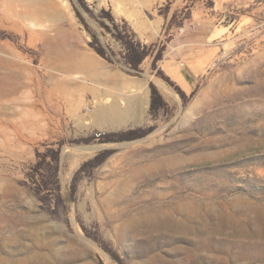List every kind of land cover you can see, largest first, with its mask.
<instances>
[{
  "label": "rangeland",
  "instance_id": "1",
  "mask_svg": "<svg viewBox=\"0 0 264 264\" xmlns=\"http://www.w3.org/2000/svg\"><path fill=\"white\" fill-rule=\"evenodd\" d=\"M86 1L116 18L137 14L135 25L127 22L139 39L164 43L159 66L186 94L195 91L183 104L148 56L138 75L155 81L167 113L107 128L86 108L93 97L68 73L67 45L90 39L72 0H0V32L9 34L0 38V264H264V0ZM221 26L228 29L208 39ZM99 37L119 50L109 34ZM190 61L201 68L186 90L179 73ZM151 125L130 141L70 143ZM58 141L63 196L84 160L113 151L77 179L66 214L53 217L25 172L36 148ZM90 145L99 147L73 148Z\"/></svg>",
  "mask_w": 264,
  "mask_h": 264
},
{
  "label": "trees",
  "instance_id": "2",
  "mask_svg": "<svg viewBox=\"0 0 264 264\" xmlns=\"http://www.w3.org/2000/svg\"><path fill=\"white\" fill-rule=\"evenodd\" d=\"M72 4L76 17L90 36L87 44L96 54L109 62L119 63L120 66L131 75H138L141 72L140 66L143 60L150 56L151 71L179 95L183 104L188 101L195 90L193 89L189 94H186L179 84H177V82L158 64L162 59L164 43L158 45L155 42L150 44L142 42L127 20L123 17L116 18L110 8L100 7L97 12H94L86 0H72ZM83 12H85L88 18L93 20L100 28L99 32L90 25ZM189 14V8L186 7L182 19L188 18ZM177 16V11H173L166 24V30L172 26ZM99 34L103 36L109 34L111 38L119 44V50L116 51L109 47L108 44H104ZM8 35L9 34L5 32H0V38H4ZM149 89V113L151 115H156L160 110L167 113L169 105L152 81H149ZM153 128L154 127L151 125L147 127L127 128L119 131L96 132L85 137L73 139L70 143L88 144L93 141L100 143L130 141L145 136ZM63 143L62 141H58L55 145L43 143L41 145L42 149L36 148L35 161L25 172L28 187L40 202V206L53 217H60L62 214H66L68 203L74 200L77 179L82 174L90 172L93 168L101 164L113 151L112 148H105L97 151L93 156L84 160L74 172L66 196H63L59 181V172L62 167L60 150ZM83 230L113 261L121 262L119 255L97 234L88 231L85 227H83Z\"/></svg>",
  "mask_w": 264,
  "mask_h": 264
},
{
  "label": "crops",
  "instance_id": "3",
  "mask_svg": "<svg viewBox=\"0 0 264 264\" xmlns=\"http://www.w3.org/2000/svg\"><path fill=\"white\" fill-rule=\"evenodd\" d=\"M135 17L132 20L124 18L133 26ZM143 22L139 18L138 25ZM134 31L137 32L135 28ZM66 52L68 73L76 75L78 89H83L86 91L85 95L93 97V105L86 108L92 111V117H96L101 125L113 128L124 124L125 117L127 121L130 117H135L133 122H139L141 117H149L150 78L143 79L139 75L128 74L120 65L100 57L84 42L69 43ZM183 69L180 70L179 78ZM195 75L196 72L191 73L192 84ZM151 81L155 84V81ZM103 117H115V120Z\"/></svg>",
  "mask_w": 264,
  "mask_h": 264
},
{
  "label": "bare ground",
  "instance_id": "4",
  "mask_svg": "<svg viewBox=\"0 0 264 264\" xmlns=\"http://www.w3.org/2000/svg\"><path fill=\"white\" fill-rule=\"evenodd\" d=\"M200 64H198L197 62L195 61H190L189 63V66H186L184 69H183V72L181 74V77L179 78V81L182 83L183 87L186 89V90H190L191 87H192V80L190 78L191 76V73H195L197 72L199 69H200ZM194 75V74H193ZM160 87L168 94L174 96V97H177V95L170 89L168 88L165 84L163 83H159ZM104 119L106 118H111V120H115V117H103ZM118 121V120H117ZM116 124V123H115ZM99 145H90V146H80V147H73L74 149L80 151L81 153L84 151H91L93 149H96L98 148ZM178 224V223H177ZM45 259V258H44Z\"/></svg>",
  "mask_w": 264,
  "mask_h": 264
},
{
  "label": "water",
  "instance_id": "5",
  "mask_svg": "<svg viewBox=\"0 0 264 264\" xmlns=\"http://www.w3.org/2000/svg\"><path fill=\"white\" fill-rule=\"evenodd\" d=\"M227 29H228V26H221V27H217V28H215L216 31L212 30V31L209 32V34H208V39H211V40L215 39V37H216L219 33L224 32V31L227 30Z\"/></svg>",
  "mask_w": 264,
  "mask_h": 264
}]
</instances>
